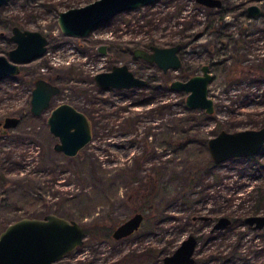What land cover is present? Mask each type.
Here are the masks:
<instances>
[{"label":"rangeland","instance_id":"rangeland-1","mask_svg":"<svg viewBox=\"0 0 264 264\" xmlns=\"http://www.w3.org/2000/svg\"><path fill=\"white\" fill-rule=\"evenodd\" d=\"M88 1L7 0L0 6V54L8 55L7 49L16 44L10 39L13 24L38 29L48 38L44 54L23 62L19 73L0 79V119L14 114L21 118L0 132V230L20 216L40 217L51 211L77 219L84 226L104 223L112 230L110 227L128 217L136 206L146 207L152 201V207L142 209L145 217L137 231L120 238L87 233L82 245L58 261L134 264L131 256H125L149 247L170 253L194 233L198 237L194 256L198 261L202 258V263L204 256L227 250L239 238V251L248 255L246 261L225 263L221 256L204 263L264 264V253L254 248L264 245L258 231L264 229L238 221L240 215L250 212L254 200L249 193L263 180L241 173L242 164L247 171L251 169L248 161L213 160L215 164L204 181L183 190V184L188 183L184 174L209 160L210 136L221 129L261 127L264 122V75L256 67L264 66V0H222L223 7L230 9L208 29L217 8L183 0L185 5L179 11L163 3L149 10L141 5L117 14L86 36L63 33L58 12ZM251 3H258L262 11L247 15ZM156 10V25L151 26L147 18L152 13L146 12ZM189 21L193 24L185 31L189 37H184L178 51L182 68L164 71L154 62L133 55L136 45L149 48L151 44L178 42L181 24ZM237 58L245 67L235 71L232 65ZM119 63H126L135 75L148 78L149 85L158 86L162 92L146 84L134 86L131 92L129 88L97 86L93 75ZM205 63H210L213 73L208 83L215 105L212 113L189 108L186 92L169 85L174 78L199 73ZM37 76L58 83L60 91L49 106L34 114L30 99ZM147 95L153 98L143 100ZM62 101L73 103L92 121V137L75 155L54 148L58 137L47 123L51 107ZM187 108L196 110L189 112ZM184 134L191 140L186 144L182 140L184 145L176 148ZM263 161L259 154L258 162ZM156 176L157 189L151 194L145 190L146 179L153 184ZM184 193L188 201L181 197ZM201 214L211 215V219L193 217ZM229 214L236 215V230L223 237L217 232L225 226L213 224ZM158 215L161 220L156 222ZM209 232L212 237L208 239Z\"/></svg>","mask_w":264,"mask_h":264},{"label":"water","instance_id":"water-1","mask_svg":"<svg viewBox=\"0 0 264 264\" xmlns=\"http://www.w3.org/2000/svg\"><path fill=\"white\" fill-rule=\"evenodd\" d=\"M6 0H0L2 5ZM156 0H91L82 5H74L58 12V25L61 31L73 36H86L97 26L110 21L119 12L136 9L138 6ZM207 6H219L222 0H196ZM251 16L261 12L258 3L247 5ZM10 39L16 44L8 49V55L0 54V78L20 72V63L33 60L47 50L48 38L38 29L22 28L16 24L12 27ZM198 35V34H197ZM105 51L104 45H99ZM181 42L172 45L151 44L149 48L136 46L132 53L148 62H154L164 71L179 68L182 60L178 53ZM210 64L201 66L199 73L184 79L174 78L170 88L186 92L185 104L189 108H202L205 113L214 111L213 98L208 94L209 82L213 78ZM97 86L103 88H131L148 83V78L135 75L126 63L113 64L109 70H100L93 75ZM31 92L30 110L39 114L50 105L51 98L60 90L58 83L39 76ZM47 116L49 129L56 134V150L66 155H75L92 137V121L85 111L69 101H62L51 107ZM18 115H6L2 125L12 127L19 121ZM1 123V120H0ZM264 143V122L261 127L244 128L235 131L221 129L208 138L207 147L210 157L215 162L234 156L258 153ZM194 218L211 219V215H194ZM144 219L143 212L136 210L116 224L113 237L120 238L136 231ZM245 221L253 227L264 226V214L245 216ZM229 223V217L220 216L213 227H223ZM86 229L84 224L74 218L59 215L53 211L43 216H20L8 223L0 231V264H84L81 261H58L67 252L84 243ZM197 235L188 234L170 252L161 256L162 264H195Z\"/></svg>","mask_w":264,"mask_h":264},{"label":"trees","instance_id":"trees-1","mask_svg":"<svg viewBox=\"0 0 264 264\" xmlns=\"http://www.w3.org/2000/svg\"><path fill=\"white\" fill-rule=\"evenodd\" d=\"M159 3L160 4L163 3L164 4V7L172 6V9L175 10V11H177V10L179 11L182 8L183 4L185 5V2L183 0H156V1L152 2V3L146 4V5H143V6L145 8H148V10H149V8L152 7L154 4H159ZM140 7L141 6H139L138 8H140ZM229 7L230 6H228V7H225L224 6L223 7V5H221L220 7H216L218 12L215 13L214 18L213 19L211 18V21L207 24V29L209 27H213L214 26V22L218 18H221L222 16H224L225 11H227V9H230ZM209 8L210 9H213V7H209ZM128 11H133V9L132 10H128ZM128 11H126V12L128 13ZM160 11H162V8H160L159 12ZM126 12H119L118 14H120V13H126ZM150 12L152 14L147 18V21H149V24L151 26H153V25H156V22H154V17H155L154 13L155 12H158V11L157 10L156 11H148L146 13L149 14ZM214 12H213V14H214ZM140 18H143V17H140ZM181 25H182V28H181L182 35H181L180 39L177 40V41L183 43L184 37H189V34L185 32L186 29L187 28H190V26L193 25V24L190 23V21H189V24L188 23H184V24H181ZM173 42H176V41H173ZM172 43H170V44H172ZM234 61H235V63L232 65V69L233 70L238 71L240 66H244V65L241 64V61L239 60V58L235 59ZM182 66H181V68H182ZM256 67H258V68L260 67V68L264 69L263 68L264 66H262L261 64L257 65ZM184 71H186V70L185 69L182 70L183 74H184ZM146 86L149 87L152 90L158 91V93H161L162 92L161 89L158 86H156L154 84L149 85V82L146 84ZM135 88L136 87L129 88L130 92L133 91ZM151 98H153L152 95H147V96H145V98L143 100L150 101ZM196 109H189L188 110V108H187L186 110H188L189 112H193ZM166 135H167L166 136V138H167L168 137V134H166ZM182 140H184L185 141V144H186L187 142H189L191 140V138H189L188 135L184 134L183 137H180V140H178L176 142V148L179 147L180 145L181 146L184 145V144L181 143ZM259 154L262 157L264 156V147L262 148V150L258 154H252L251 156H247V157H235V158H232V161L240 162V164H242L245 161H248V164H250L249 166L251 167V169L249 171L246 170L245 165H243V164L240 165L239 168H240L241 173L243 171L245 174H247L248 177L254 178L256 176H260V178L263 179L261 182H259L258 184H256L255 187H254V189H253V194H252L253 200H255V202L257 201V203H255L253 205V207L250 208V211H252L254 213L256 211H259L258 210L259 209V203L264 200V161L261 162V163L258 162V155ZM208 159L209 160L203 166H201V167L200 166L199 167L194 166L193 167L194 168V171L189 172V173L186 172V175L184 174V177L183 178L188 183L187 184H185V183L183 184V190H185V188H188L189 186H193V185L196 186V185H198V184H200V183H202L204 181L203 177H205L207 174L210 173V171H212V169H210V168L213 167L214 164H215V162L213 161V159H211L210 157ZM159 173H162V172H159ZM133 177L135 179L136 176H133ZM158 178H159L158 176H156L154 178L153 184L151 183V180H147L146 179V182L148 184H146L145 190L148 189V191H151L150 192L151 194L152 193H155V191L157 189L156 187H157V184H158ZM181 197H183L185 201H188V198L189 197H188V195L186 196V193H184V195H182ZM152 205H153L152 204V201H150L149 203L146 204V207H145V205H139L138 207L136 206V208L132 212L136 211V209L137 210H141L143 212L142 209L147 208V207H152ZM159 216L160 215H158L156 222H158L159 220H161V218H159ZM229 216L232 217V219H233L231 221V223L228 224L227 226H225L219 232H217V233H220L221 236H223V237L224 236H228L230 233H232V232H234V230H236V228L234 226V223H236V222H234L235 217L232 214H229ZM166 217L168 218L169 216L167 215ZM114 226H112L110 228L113 229ZM262 228L264 229V227H262ZM85 229H86V234L87 233H91V232L93 233L94 231H96V234L104 235L105 236V235H110L111 232H112V230H108V228L105 227V224L104 223H102V224L95 223V226L92 227V228L88 224H86L85 225ZM259 229H261V228H259ZM258 231L260 232V235L263 236V239H264V232H263V230H258ZM239 233H240V235H244L242 233V231H240ZM207 236H208V239H209L210 237H212V233L209 232V234ZM208 239H205V241L208 240ZM240 244H241V242H240L239 238H237V240L234 243H231L228 246L229 248L227 250H225V249L224 250L218 249V251L217 252H214V254H210L209 253L210 256H208V257H205L204 256L203 263L201 262L202 261V258H201V261L200 260L199 261L196 260L195 264H205L207 262L206 260H208V258L214 259L215 257L217 258V257H221V256H224V260L226 261L225 263L235 262L238 259H241V260H245L246 261L248 259V255H243L239 251ZM218 248H219V246H218ZM254 248L258 252L264 253V245H262V244L261 245H257ZM217 254H218V256H217ZM162 255L163 254L161 253L160 250H155L153 247H149V248L144 249L142 251H138L137 253H134L133 255L128 254V255L125 256V258L128 257V256H131L132 262H134V264H156L157 261H158V263H160V260H161V256ZM257 255H259V254H257ZM219 264H221V263H219Z\"/></svg>","mask_w":264,"mask_h":264},{"label":"flooded vegetation","instance_id":"flooded-vegetation-1","mask_svg":"<svg viewBox=\"0 0 264 264\" xmlns=\"http://www.w3.org/2000/svg\"><path fill=\"white\" fill-rule=\"evenodd\" d=\"M6 1H7V0H6ZM6 1H5V2H6ZM221 5H222V2H221ZM221 5H219V6H221ZM0 6H1V5H0ZM204 6H207V5H204ZM219 6H213V7H219ZM207 7H211V6H207ZM261 11H262V9H261ZM247 15L251 16V15L249 14L248 9H247ZM13 25H14V24H13ZM13 25H12V26H13ZM16 25H17V24H16ZM12 26H11V27H12ZM18 26H19V25H18ZM12 40H13V39H12ZM181 43H182V42H181ZM183 43H184V42H183ZM183 43H182V45H183ZM14 45H15V44H14ZM14 45H13V46H14ZM11 47H12V46H11ZM11 47H10V48H11ZM10 48H9V49H10ZM181 48H182V47H181ZM181 48H180V49H181ZM7 50H8V49H7ZM43 54H44V52H43ZM40 56H41V55H40ZM27 62H28V61H27ZM21 64H23V62L20 63V65H21ZM209 64H210V63H209ZM20 67H21V66H20ZM210 67H211V66H210ZM19 71H20V70H19ZM259 71H260V74H263V75H264V69L259 68ZM18 73H19V72H18ZM16 74H17V73H16ZM6 76H7V75H6ZM10 76H12V75H10ZM3 77H4V76H3ZM37 77H39V76H37ZM37 77H35V79H36ZM42 77H43V76H42ZM0 79H1V78H0ZM35 79H34V80H35ZM20 119H21V118H20ZM20 119H19V120H20ZM0 120H1V123H0V132H4V130H6V129L9 128V127H5L4 125H2V121H3V120H2V119H0ZM2 130H3V131H2ZM262 146L264 147V143L262 144ZM263 147H262V148H263ZM262 148L260 149V151L262 150ZM260 151H259V152H260ZM259 152H258V153H259ZM258 153H255V154H258ZM247 156H251V155L234 156V157L229 158L228 160L231 161L232 158H235V157H247ZM252 190H253V189H252ZM252 194H253V191H251V192L249 193V195H251V197L253 198ZM255 203H257V201L255 202V200H254V203H253L252 205H254ZM251 207H253V206H251ZM263 207H264V200L261 201V202L259 203V209H258L259 211H256L255 213H260V212H262V211H263V210H262ZM136 210H137V209H136ZM134 212H135V211H134ZM263 212H264V211H263ZM132 213H133V212H132ZM255 213L252 212V211H250V212H248L247 215H251V214L255 215ZM247 215H245V214H244V215H240L238 221H240V222H244V224L246 223V224H248L251 228L255 229L256 227L254 228L253 225H251L249 222L245 221L244 218H245V216H247ZM143 216L145 217L144 214H143ZM233 216L235 217L234 222H236V215L233 214ZM232 220H233V219L229 217V223H228V224H230ZM142 222H143V221H142ZM236 223H237V222H236ZM141 224H142V223H141ZM228 224H226L225 226H227ZM7 225H8V224H7ZM7 225H6V226H7ZM6 226H5V227H6ZM115 226H116V225H115ZM115 226H114V227H115ZM5 227H4V228H5ZM114 227H113L112 232H111V236H112V237H113V235H112L113 230L115 229ZM140 227H141V225H140ZM140 227H139V228H140ZM262 227H264V226H262ZM262 227H257V228H262ZM4 228H3V229H4ZM84 228H85V226H84ZM139 228H138V229H139ZM0 231H1V230H0ZM136 231H137V230H136ZM134 232H135V231H134ZM113 238H114V237H113ZM83 240H84V239H83ZM79 246H80V245H79ZM67 253H68V252H67Z\"/></svg>","mask_w":264,"mask_h":264},{"label":"bare ground","instance_id":"bare-ground-1","mask_svg":"<svg viewBox=\"0 0 264 264\" xmlns=\"http://www.w3.org/2000/svg\"><path fill=\"white\" fill-rule=\"evenodd\" d=\"M220 7V6H219ZM257 156V155H256ZM245 219V218H244Z\"/></svg>","mask_w":264,"mask_h":264}]
</instances>
